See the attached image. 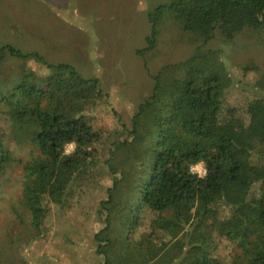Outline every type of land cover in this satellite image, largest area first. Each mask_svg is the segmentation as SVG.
I'll list each match as a JSON object with an SVG mask.
<instances>
[{
  "label": "trees",
  "instance_id": "obj_1",
  "mask_svg": "<svg viewBox=\"0 0 264 264\" xmlns=\"http://www.w3.org/2000/svg\"><path fill=\"white\" fill-rule=\"evenodd\" d=\"M148 3L149 32L137 54L156 48L166 21L193 45L151 74V91L128 123L97 77L0 45V63L10 56L47 68L41 75L24 67L11 89L0 87L10 137L33 146L29 158L17 159L0 129V173L21 165V203L39 236L55 212L67 244L68 224L94 210L103 222L93 233L97 264H264V67L249 61L233 72L224 52L207 46L262 30L264 0ZM103 107L114 116L108 128L96 124ZM129 145L145 151L128 161L134 175L116 162ZM199 163L202 176L192 170Z\"/></svg>",
  "mask_w": 264,
  "mask_h": 264
},
{
  "label": "rangeland",
  "instance_id": "obj_2",
  "mask_svg": "<svg viewBox=\"0 0 264 264\" xmlns=\"http://www.w3.org/2000/svg\"><path fill=\"white\" fill-rule=\"evenodd\" d=\"M148 5V0H0V45L36 51L47 63H67L85 77H97L109 96V104L128 123L151 91V74L162 64L180 61L192 51L189 35L166 21L156 48L137 54V49L145 46L149 32ZM207 46L221 49L232 70L236 64L249 61L264 67V28L246 30L230 42L215 37ZM24 67L41 75L47 73L45 64L7 56L0 63V81L4 82L0 87L11 89ZM6 107L0 105V129L8 134L5 141L13 155L24 161L31 156L33 146L10 137ZM96 124L106 128L114 125L112 112L105 107L100 109ZM129 146L117 153L116 162L121 171L134 175L136 171L128 161L134 162L145 151ZM72 149L69 144L65 152ZM127 152L129 160L124 154ZM193 171L204 174L202 164L195 165ZM22 174V167L16 162L0 173V264H97L100 256L94 251L93 233L103 222L95 218L94 210L86 207L79 224H68L69 230L74 231L67 244L57 234L59 225L65 224H59L55 212L45 218L46 226L39 236L31 225V214L21 203ZM103 183L110 184L108 179ZM128 186V181L123 180L121 188ZM123 198L121 193L120 199ZM220 253H227V249L222 248Z\"/></svg>",
  "mask_w": 264,
  "mask_h": 264
},
{
  "label": "built area",
  "instance_id": "obj_3",
  "mask_svg": "<svg viewBox=\"0 0 264 264\" xmlns=\"http://www.w3.org/2000/svg\"><path fill=\"white\" fill-rule=\"evenodd\" d=\"M199 164H200V163H199ZM196 165H197V164H196ZM194 166H195V165H194ZM194 166H193V167H194ZM193 167H192V170H193ZM203 170H204V169H203Z\"/></svg>",
  "mask_w": 264,
  "mask_h": 264
}]
</instances>
